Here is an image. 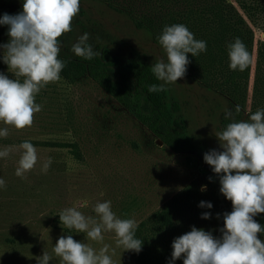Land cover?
Listing matches in <instances>:
<instances>
[{"label":"rangeland","instance_id":"obj_1","mask_svg":"<svg viewBox=\"0 0 264 264\" xmlns=\"http://www.w3.org/2000/svg\"><path fill=\"white\" fill-rule=\"evenodd\" d=\"M219 1L234 6L254 32L246 116L264 109V76L258 58L264 42V14L253 20L237 0ZM84 33L89 34L88 43L94 50L106 47L118 55L135 52L151 65L166 60L163 49L147 33L99 2H80L72 31L59 38V55H74L72 45ZM2 57L0 48V73L15 79ZM167 86L182 105L197 152H174L88 77L75 83L61 77L40 91L36 103L43 108L33 125L22 130L9 127V135L0 137V150L28 140L38 155L36 166L23 178L15 174L19 151L0 158V179L5 181V187L0 188V264H37L36 257L44 252L52 257L49 264H60L52 249L62 235H71L97 250L108 244L115 249V264H135L131 251L116 247L114 233L105 232L103 242L88 240L85 233L64 227L59 212L76 207L85 216L95 217L93 205L111 201L118 217L135 219L139 225L188 187L201 192L217 189L204 154L223 151L215 134L227 125L225 110L232 108L222 94L188 77ZM48 158L52 163L44 172L41 169ZM202 186L206 188L201 190Z\"/></svg>","mask_w":264,"mask_h":264},{"label":"clouds","instance_id":"obj_2","mask_svg":"<svg viewBox=\"0 0 264 264\" xmlns=\"http://www.w3.org/2000/svg\"><path fill=\"white\" fill-rule=\"evenodd\" d=\"M22 12L5 13L0 25H8L9 42L0 45L3 62L16 77L10 79L0 73V137L9 135V127L22 130L31 127L35 115L43 105L36 103V96L49 83L61 80L60 73L65 62L59 58L60 37L72 31V21L79 14L80 0H23ZM166 54L151 66L156 79L163 83L148 86V91H165L166 84L177 83L187 72L190 63L187 54L197 56L207 51V43L197 40L184 24L166 25L157 37ZM89 34L84 33L72 45L71 51L86 60L100 55L88 43ZM229 68L244 71L251 64V54L239 37L228 44ZM239 105L235 112L239 113ZM225 118L232 119L215 135L223 151L211 150L204 154V161L214 173L220 175V192L232 203V211L223 216L221 238L211 232L193 227L190 232L174 239L172 261L183 257V264H264V241L258 234L264 226L254 217L264 213V109L250 112L246 120H234L233 112L225 110ZM14 150L20 152L16 176L24 177L38 162L35 146L28 140L18 146L0 150V158H7ZM52 160L42 166L46 172ZM211 179V178H210ZM5 181L0 179V188ZM206 186H202L204 190ZM200 207L212 208L210 202ZM95 217L85 216L76 207L59 212L61 224L85 233L91 241L103 242L104 233H114L116 247L123 251L142 249V240L136 238L138 223L135 219H123L112 211L111 201L93 205ZM210 213H203L208 219ZM60 264H115V249L108 244L94 249L88 243L79 242L71 235L61 236L52 249ZM111 251V255L109 254ZM37 264H49L52 257L44 252L36 257Z\"/></svg>","mask_w":264,"mask_h":264},{"label":"trees","instance_id":"obj_3","mask_svg":"<svg viewBox=\"0 0 264 264\" xmlns=\"http://www.w3.org/2000/svg\"><path fill=\"white\" fill-rule=\"evenodd\" d=\"M83 1L102 3L124 15L159 47L157 37L166 25H186L195 39L206 41L207 51L195 57L187 54L190 63L185 77L226 97L236 120L248 119L244 106L248 95L246 81L252 67L254 32L234 6L219 0H80ZM237 1L250 19L264 14V0ZM22 4L23 0H0V17L5 13L16 15L22 12ZM8 30V25H0V45L9 42ZM237 37L251 54V64L244 71L229 68L227 46ZM95 51L100 55L92 60L75 54L59 55L65 62L60 76L71 83L84 77L92 79L174 152L198 151L189 134L182 105L167 84L165 91H148L149 85L163 82L156 79L151 71L152 65L145 58L135 52L114 54L106 47ZM258 58L264 76V42L258 49ZM212 77L220 80L216 82ZM237 105L241 108L239 113L235 112ZM228 120L224 118L226 124ZM214 174L216 190L201 192L197 187L192 186V190L188 187L138 225L135 235L142 240V249L139 253L131 251L135 264H183V257L172 261V243L193 227L221 238L223 216L232 211V203L220 192V175ZM202 201L210 202L212 208L200 207ZM203 213H210V217L203 219ZM254 219L264 226V213ZM258 237L264 241V233Z\"/></svg>","mask_w":264,"mask_h":264}]
</instances>
